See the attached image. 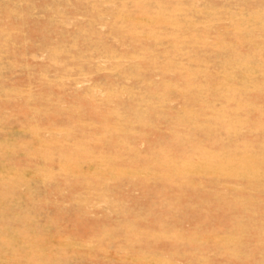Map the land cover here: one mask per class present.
I'll use <instances>...</instances> for the list:
<instances>
[{"label":"rangeland","instance_id":"rangeland-1","mask_svg":"<svg viewBox=\"0 0 264 264\" xmlns=\"http://www.w3.org/2000/svg\"><path fill=\"white\" fill-rule=\"evenodd\" d=\"M0 59V264H264V0H0Z\"/></svg>","mask_w":264,"mask_h":264},{"label":"bare ground","instance_id":"bare-ground-1","mask_svg":"<svg viewBox=\"0 0 264 264\" xmlns=\"http://www.w3.org/2000/svg\"><path fill=\"white\" fill-rule=\"evenodd\" d=\"M0 61H1V59H0ZM1 63V62H0ZM1 68L3 67V66H0ZM0 68V69H1ZM2 72V71H1ZM7 90V89H6ZM5 145V144H4ZM3 145V146H4ZM1 147V149L0 150H2L3 148H2V146H0ZM5 147V146H4ZM7 148H8V146H7ZM12 148V147H11ZM6 149V148H5ZM8 149H10V148H8ZM10 151V150H9ZM1 153H3V152H1ZM10 154V153H9ZM8 154V155H9ZM8 155H6V156H8ZM14 155H16V154H14ZM1 156V155H0ZM4 158H5V155L3 156ZM10 158V157H9ZM12 158V157H11ZM7 160H8V157H7ZM1 161V160H0ZM9 161V160H8ZM12 162H14V161H12ZM4 165V164H3ZM18 184V183H17ZM9 195V194H8ZM8 195L6 194V195H4L5 197H7L8 198ZM17 196H15V198H16ZM13 199V198H12ZM12 199H11V201H12ZM10 201V200H9ZM19 201V200H18ZM15 208V207H14ZM16 218V217H15ZM18 220V219H17ZM17 231V230H16ZM19 233V232H18ZM17 233V234H18ZM15 234V233H14ZM16 235V234H15ZM18 235H20V236H22L20 233L18 234ZM12 237H13V235H12ZM11 238V237H10ZM14 240H16V239H14ZM17 242V241H16ZM14 243V242H13ZM21 243V242H20ZM11 245V244H10ZM14 245H15V243H14ZM14 245L12 244L11 246H13V248L15 249V247H14ZM17 245H19V244H17ZM21 246H22V244H21ZM23 247H25V246H23Z\"/></svg>","mask_w":264,"mask_h":264}]
</instances>
